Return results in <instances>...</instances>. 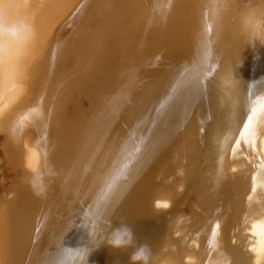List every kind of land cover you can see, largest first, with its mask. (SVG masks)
Returning a JSON list of instances; mask_svg holds the SVG:
<instances>
[{
  "label": "bare ground",
  "instance_id": "1",
  "mask_svg": "<svg viewBox=\"0 0 264 264\" xmlns=\"http://www.w3.org/2000/svg\"><path fill=\"white\" fill-rule=\"evenodd\" d=\"M40 134L44 198L23 168ZM109 221L152 264H253L264 0H0V264H130Z\"/></svg>",
  "mask_w": 264,
  "mask_h": 264
},
{
  "label": "clouds",
  "instance_id": "2",
  "mask_svg": "<svg viewBox=\"0 0 264 264\" xmlns=\"http://www.w3.org/2000/svg\"><path fill=\"white\" fill-rule=\"evenodd\" d=\"M27 25L20 23L12 26L9 31L13 35L23 34ZM48 143L47 134H40L34 140L23 142L24 156L23 168L28 173L25 177L26 183L30 186L33 194L39 198L47 196L50 186L55 178L59 175L55 166L50 161V153L46 147ZM177 175H183L178 172ZM173 178H169L171 183ZM176 190L183 192V184L177 185ZM14 193L9 194V199ZM173 199L167 194L161 193L153 202L157 211H167L173 205ZM111 231L104 242L114 249L132 248L129 255L130 264H152L153 253L151 246L147 243L137 244L136 236L133 229L126 223H121L117 227H112L109 221ZM179 234V233H178ZM249 251L253 255V264H264V232L256 234V239L250 244Z\"/></svg>",
  "mask_w": 264,
  "mask_h": 264
}]
</instances>
